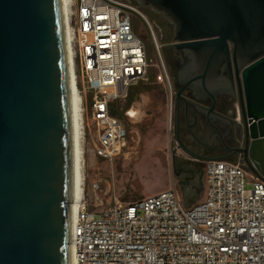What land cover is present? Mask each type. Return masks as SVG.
Masks as SVG:
<instances>
[{
	"label": "water",
	"instance_id": "water-1",
	"mask_svg": "<svg viewBox=\"0 0 264 264\" xmlns=\"http://www.w3.org/2000/svg\"><path fill=\"white\" fill-rule=\"evenodd\" d=\"M128 1L191 59L176 100L187 86L233 99L242 157L227 161L264 179V0ZM73 180L61 0H0V264H71Z\"/></svg>",
	"mask_w": 264,
	"mask_h": 264
},
{
	"label": "built area",
	"instance_id": "built-area-1",
	"mask_svg": "<svg viewBox=\"0 0 264 264\" xmlns=\"http://www.w3.org/2000/svg\"><path fill=\"white\" fill-rule=\"evenodd\" d=\"M128 0H69L70 70L79 99L82 164L86 132L93 159L112 161L127 146L128 127L111 113L115 100L145 79L152 65ZM154 39V37H153ZM156 79L171 80L159 47ZM246 184L249 185L246 188ZM202 195L184 205L175 189L121 201L109 181L91 178L72 220L73 264H264V179L239 162L207 160ZM104 195H109L107 199Z\"/></svg>",
	"mask_w": 264,
	"mask_h": 264
},
{
	"label": "rangeland",
	"instance_id": "rangeland-1",
	"mask_svg": "<svg viewBox=\"0 0 264 264\" xmlns=\"http://www.w3.org/2000/svg\"><path fill=\"white\" fill-rule=\"evenodd\" d=\"M139 10L149 25L134 17V29L143 40L153 62L148 67L146 78L131 85L126 97L115 100L112 105V111L117 113L130 130L127 146L112 161L93 159L87 151V143L91 141V137L86 132L81 173L85 177L86 186L91 178L100 179L102 187L109 181L121 201H132L172 188L177 190L184 201L191 204L202 195L203 175L199 178L196 174L188 179V174L179 171L176 166L169 92L165 84L155 77L158 73V55L154 49V39L163 59V18L153 11L148 14L140 8ZM130 109L135 112V116L128 115ZM248 187L246 184V188ZM104 196L110 198L109 195Z\"/></svg>",
	"mask_w": 264,
	"mask_h": 264
},
{
	"label": "flooded vegetation",
	"instance_id": "flooded-vegetation-1",
	"mask_svg": "<svg viewBox=\"0 0 264 264\" xmlns=\"http://www.w3.org/2000/svg\"><path fill=\"white\" fill-rule=\"evenodd\" d=\"M138 8L148 14L152 11L148 8ZM155 14L163 18L161 50L173 92L171 129L175 143L174 159L179 171L188 174V179H192L196 174L200 178L203 175L204 163L208 159L235 160L242 157L234 152V149L242 144L238 128L230 121L234 101L229 95L222 93H214L212 98L197 92L192 86H187L182 91V99L176 100V90L186 80L185 75L190 68L191 59L188 53L170 45V24L164 17L156 12ZM211 106L214 113L224 118L213 116L209 112ZM207 115L208 121L205 119Z\"/></svg>",
	"mask_w": 264,
	"mask_h": 264
},
{
	"label": "bare ground",
	"instance_id": "bare-ground-1",
	"mask_svg": "<svg viewBox=\"0 0 264 264\" xmlns=\"http://www.w3.org/2000/svg\"><path fill=\"white\" fill-rule=\"evenodd\" d=\"M69 0H61L62 15L64 20V32H65V44L68 57V71H69V83H70V104H71V120H72V146H73V200H72V220L75 216V209L78 198L81 193V181H82V127H81V114L79 107V99L73 87V79L70 70V33L65 26L66 15L68 12ZM128 115L135 116V112L130 109ZM81 145V147H80ZM70 259L71 264L74 263L72 257V248L70 246Z\"/></svg>",
	"mask_w": 264,
	"mask_h": 264
},
{
	"label": "crops",
	"instance_id": "crops-1",
	"mask_svg": "<svg viewBox=\"0 0 264 264\" xmlns=\"http://www.w3.org/2000/svg\"><path fill=\"white\" fill-rule=\"evenodd\" d=\"M113 113H114L115 116L119 117L116 112L113 111Z\"/></svg>",
	"mask_w": 264,
	"mask_h": 264
},
{
	"label": "trees",
	"instance_id": "trees-1",
	"mask_svg": "<svg viewBox=\"0 0 264 264\" xmlns=\"http://www.w3.org/2000/svg\"><path fill=\"white\" fill-rule=\"evenodd\" d=\"M111 113L114 115L113 111H111Z\"/></svg>",
	"mask_w": 264,
	"mask_h": 264
}]
</instances>
